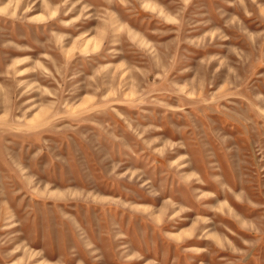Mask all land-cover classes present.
I'll return each instance as SVG.
<instances>
[{
  "label": "rangeland",
  "instance_id": "obj_1",
  "mask_svg": "<svg viewBox=\"0 0 264 264\" xmlns=\"http://www.w3.org/2000/svg\"><path fill=\"white\" fill-rule=\"evenodd\" d=\"M0 264H264V0H0Z\"/></svg>",
  "mask_w": 264,
  "mask_h": 264
}]
</instances>
